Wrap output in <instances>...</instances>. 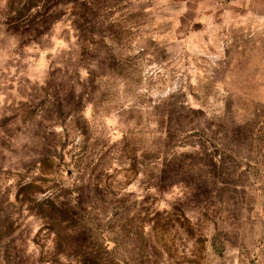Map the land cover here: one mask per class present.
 Instances as JSON below:
<instances>
[{"label":"rangeland","instance_id":"1","mask_svg":"<svg viewBox=\"0 0 264 264\" xmlns=\"http://www.w3.org/2000/svg\"><path fill=\"white\" fill-rule=\"evenodd\" d=\"M0 264H264V0H0Z\"/></svg>","mask_w":264,"mask_h":264}]
</instances>
